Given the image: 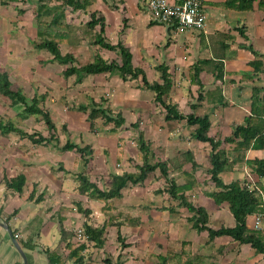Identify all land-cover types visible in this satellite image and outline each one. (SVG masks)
<instances>
[{
	"label": "crops",
	"instance_id": "1",
	"mask_svg": "<svg viewBox=\"0 0 264 264\" xmlns=\"http://www.w3.org/2000/svg\"><path fill=\"white\" fill-rule=\"evenodd\" d=\"M75 1L86 4L0 0V71L27 100L41 97L39 106L54 124L53 129L35 125V130L15 125L22 132L40 133L44 139L38 142L17 131L0 132V216L17 236L28 264H53L47 255L51 252L57 255L54 264H264V255L250 243L229 235L210 238L207 229L192 225L196 213L184 201L205 208L206 225L212 229L235 224L227 203L218 204L211 196L219 189L209 172L212 147L191 137L196 125L185 118L166 119L141 76L123 78L114 70L90 73L77 82L75 74H65L67 64L36 47L53 35L61 54H72L76 65L96 56L120 62L117 49L94 42L102 25L104 40L128 48L132 65L141 68L149 82H160L159 67L166 68L171 80L167 102L184 115L206 117L204 134L218 140L228 155L233 143L225 137L251 113L252 88L264 89V0H204L205 26L183 32L152 21L147 0ZM93 14L99 20L90 27ZM93 103L120 116L121 125L102 116L91 122ZM22 108L0 97L4 119H13ZM115 130L118 142L111 148L108 134ZM140 134L149 149L148 162L165 163L166 176L156 168L112 198L80 190L81 175L105 191L113 174L138 171L143 162ZM66 143L74 146L64 149ZM77 146L90 152L83 155ZM254 159H264V148H248L245 161L219 176L224 183L239 180L255 187L264 200V177L246 163ZM18 174L24 176L20 192L7 185ZM169 179L177 186L170 189ZM87 225L103 226L101 242L86 234ZM0 264H22L1 227Z\"/></svg>",
	"mask_w": 264,
	"mask_h": 264
},
{
	"label": "trees",
	"instance_id": "2",
	"mask_svg": "<svg viewBox=\"0 0 264 264\" xmlns=\"http://www.w3.org/2000/svg\"><path fill=\"white\" fill-rule=\"evenodd\" d=\"M65 3L74 5L75 7H84L85 2H77L75 0H64ZM58 17L54 18V21ZM99 18H95L93 14L91 20L88 22V25L92 27L97 23ZM100 33L96 34L94 42L100 44L102 47L108 49H117L121 61L116 60L107 61L101 57L96 56L92 61L76 65L74 64V56L70 53L61 54L58 42L55 36H51L49 39H42L40 42L36 43V47L46 48L58 62L67 64L65 69L66 75H76V81L80 82L82 78L90 73H102V72H111L118 71L123 78L131 77L135 78L141 76L143 85L151 89L154 92V100L159 102L162 107L165 109L166 119H186L189 125H196L194 130V137L201 141H207L212 147L210 153V163L211 167L209 169L211 180L219 188L217 191L211 193L214 201L216 203L226 202L228 209L232 213L235 224L232 227L220 226L217 229H212L206 225L208 220V214L205 208L197 206L194 207L190 203L184 201V195H179L184 204L188 207L189 210H193L196 213V216H192L193 223L192 225L196 229H207L209 232V237L212 238L215 235H229L232 238L240 242H248L254 248L264 255V235L260 232H255L247 227L246 219L254 211H256L259 205L262 203V196L258 190L254 188H249L244 182L239 180H232L229 183H224L220 178L219 174L225 169H231L236 164L245 161V151L248 148H264V132L262 131L263 117H264V89L254 86L251 93V113L244 118L242 124H238L234 127L231 136L225 137V141L233 143V148L230 154H226L225 150L218 147L219 141L215 140L212 137L206 136L204 131L208 128L209 124L206 117L194 116L193 114L184 115L180 113L175 105L167 102L166 95L171 88V80L166 71V68L160 66L161 70V81L149 82L146 79V76L143 70L139 67H134L131 62V53L123 46L121 43L113 45L104 40L101 36L102 25L100 27ZM8 74L5 71H0V93L4 96H7L11 99L13 104L20 103L23 106V112L25 114H37L41 115L42 119L45 121V124L49 129L54 128V124L51 120V117L47 110L39 106V102L42 99L39 96H33L30 99L21 93L19 89H14L11 86ZM261 91L263 93L261 94ZM81 109H86V107H81ZM102 116L106 122L113 121L115 126L121 125L123 119L120 116L113 117L111 112L102 107L101 104L93 103L92 107L88 112V119L92 122L96 117ZM9 131H17L22 134H27V136L33 139L35 142H38L44 137L37 132L31 134L20 131L12 121L5 120L0 115V132L7 133ZM37 135V137H34ZM139 150L142 152L143 162L141 165H138V171L136 172H123L122 174H113L110 188L108 190H100L93 182L88 181V179L81 175V184L80 190L84 191L91 189V193L98 198H112L118 196L120 189L125 186L127 183H136L146 178L147 174L156 168H159L161 173L166 176L167 169L165 163L157 161L154 163L148 162L149 149L146 145V142L143 140L142 135L139 137ZM74 145L66 143L63 148H72ZM76 149L81 152L83 155L86 152H90V149L86 146L76 147ZM85 158V157H84ZM248 166L254 170L259 176L264 177V159H254L246 160ZM195 162H192V165L195 166ZM167 178V177H166ZM169 187L177 186L174 179H169ZM24 184V176L18 174L16 177L10 179L7 182V185L14 189L15 191L20 192ZM173 195H176V191H171ZM85 232L90 238L95 239L101 242V235L103 233V226L100 228H92L89 225L85 226ZM70 248L73 245L68 243ZM25 247V246H24ZM74 248V247H73ZM81 245L77 249H81ZM71 252H75L72 249ZM48 259L51 263L57 262V255L54 252L47 253ZM78 260L80 258L78 257Z\"/></svg>",
	"mask_w": 264,
	"mask_h": 264
},
{
	"label": "built area",
	"instance_id": "3",
	"mask_svg": "<svg viewBox=\"0 0 264 264\" xmlns=\"http://www.w3.org/2000/svg\"><path fill=\"white\" fill-rule=\"evenodd\" d=\"M204 0H147V9L152 21L165 24L174 32H183L191 28L205 26L203 12ZM254 188V187H249ZM251 230L264 235V200L258 209L251 214L249 223ZM82 229H76L77 235H82ZM15 237H17L14 234ZM86 238V237H85Z\"/></svg>",
	"mask_w": 264,
	"mask_h": 264
},
{
	"label": "rangeland",
	"instance_id": "4",
	"mask_svg": "<svg viewBox=\"0 0 264 264\" xmlns=\"http://www.w3.org/2000/svg\"><path fill=\"white\" fill-rule=\"evenodd\" d=\"M37 40H39V39H37ZM35 49L34 48H31V51H34ZM13 84V86L14 87H17L16 85H15V83H12ZM21 93L25 96V93L23 92V91H21ZM0 97H4L5 99L7 98L6 96H3L2 94H0ZM16 109V111L18 110L17 109V107L15 108ZM9 113H10V115H11V111H9ZM16 116L15 117H13V119L11 118V120L10 119H5V120H9V121H12V123L14 124V125H27V126H30V128H32L33 130H35V125H45V121L44 120H41V121H39V117H38V115H36V114H25L24 112H23V109H20L19 110V112L18 113H16L15 114ZM13 115H11V117H12ZM21 116H25L26 117V119L24 120L23 119V117H21ZM53 118H56L55 117V115H54V113H53ZM185 125H187V124H185ZM32 126V127H31ZM180 133V132H179ZM40 134V133H39ZM117 134H118V131L117 130H115V131H111L108 135H111V139H110V143H109V147H116L117 145V142H118V138H117ZM41 135V134H40ZM192 136H194V132L192 131V133H191V137ZM113 139V140H112ZM122 141L120 140L119 141V143H121ZM180 148H182V147H180ZM226 176H227V174H226ZM248 221L249 222H251V217H249L248 218ZM223 224H225L226 225V223H225V221L223 222Z\"/></svg>",
	"mask_w": 264,
	"mask_h": 264
},
{
	"label": "water",
	"instance_id": "5",
	"mask_svg": "<svg viewBox=\"0 0 264 264\" xmlns=\"http://www.w3.org/2000/svg\"><path fill=\"white\" fill-rule=\"evenodd\" d=\"M0 227L7 231L12 245L14 246V248L17 250V252L21 256L22 264H28L26 254H25L22 246L20 245L18 239L14 236V234H13L12 230L10 229V227L8 226L7 222L4 219H2L1 216H0Z\"/></svg>",
	"mask_w": 264,
	"mask_h": 264
}]
</instances>
